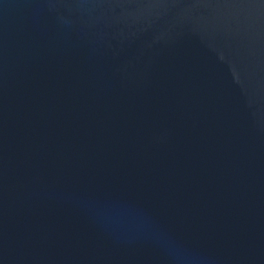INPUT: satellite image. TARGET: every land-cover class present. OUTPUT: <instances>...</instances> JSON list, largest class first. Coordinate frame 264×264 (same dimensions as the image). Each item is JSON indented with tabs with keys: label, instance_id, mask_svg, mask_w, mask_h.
<instances>
[{
	"label": "water",
	"instance_id": "1",
	"mask_svg": "<svg viewBox=\"0 0 264 264\" xmlns=\"http://www.w3.org/2000/svg\"><path fill=\"white\" fill-rule=\"evenodd\" d=\"M0 264H264V0H0Z\"/></svg>",
	"mask_w": 264,
	"mask_h": 264
}]
</instances>
